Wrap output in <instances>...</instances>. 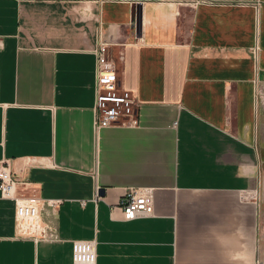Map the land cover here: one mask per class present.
Returning a JSON list of instances; mask_svg holds the SVG:
<instances>
[{
	"label": "crops",
	"instance_id": "obj_1",
	"mask_svg": "<svg viewBox=\"0 0 264 264\" xmlns=\"http://www.w3.org/2000/svg\"><path fill=\"white\" fill-rule=\"evenodd\" d=\"M101 49L138 125L94 129ZM3 160L61 202L40 215L59 240L35 242L0 198V264H254L239 194L264 187V0H0ZM141 187L153 215L126 221Z\"/></svg>",
	"mask_w": 264,
	"mask_h": 264
},
{
	"label": "built area",
	"instance_id": "obj_2",
	"mask_svg": "<svg viewBox=\"0 0 264 264\" xmlns=\"http://www.w3.org/2000/svg\"><path fill=\"white\" fill-rule=\"evenodd\" d=\"M97 1V0H93ZM105 1V0H100ZM256 51V47H252ZM94 129L116 124L135 126L139 124L138 105L131 91L121 89L116 77L115 64L108 59L101 49L97 54L95 101L93 107ZM21 182L10 169L8 161H0V198L14 203V215L17 234L33 241L59 240L57 228L52 222L41 220V210L51 207L52 211L61 202L60 199L40 200L34 193L27 194L20 190ZM254 188L239 194L241 200L249 199L258 208L259 196ZM84 203V201L82 202ZM122 210L124 220L153 215V189L150 187L129 188L116 203ZM80 254L75 256V264H79ZM254 264H264L262 255L255 251Z\"/></svg>",
	"mask_w": 264,
	"mask_h": 264
},
{
	"label": "rangeland",
	"instance_id": "obj_3",
	"mask_svg": "<svg viewBox=\"0 0 264 264\" xmlns=\"http://www.w3.org/2000/svg\"><path fill=\"white\" fill-rule=\"evenodd\" d=\"M257 189H258V196H259V204H258V208H259V216H258V223H257V236H256V250H260V256L262 255V257L264 258V197H263V191H264V187H263V181L261 179V182H258L257 185ZM263 251V252H262ZM261 263H264V261H262Z\"/></svg>",
	"mask_w": 264,
	"mask_h": 264
},
{
	"label": "water",
	"instance_id": "obj_4",
	"mask_svg": "<svg viewBox=\"0 0 264 264\" xmlns=\"http://www.w3.org/2000/svg\"><path fill=\"white\" fill-rule=\"evenodd\" d=\"M134 18L137 24H140L141 22V10H140V6H136V11L134 13Z\"/></svg>",
	"mask_w": 264,
	"mask_h": 264
},
{
	"label": "bare ground",
	"instance_id": "obj_5",
	"mask_svg": "<svg viewBox=\"0 0 264 264\" xmlns=\"http://www.w3.org/2000/svg\"><path fill=\"white\" fill-rule=\"evenodd\" d=\"M254 191L257 192L256 189H254Z\"/></svg>",
	"mask_w": 264,
	"mask_h": 264
}]
</instances>
